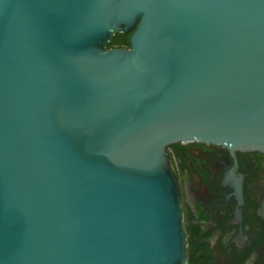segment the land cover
<instances>
[{"label": "water", "instance_id": "95a60500", "mask_svg": "<svg viewBox=\"0 0 264 264\" xmlns=\"http://www.w3.org/2000/svg\"><path fill=\"white\" fill-rule=\"evenodd\" d=\"M188 141L264 152V0H0V264H188Z\"/></svg>", "mask_w": 264, "mask_h": 264}, {"label": "flooded vegetation", "instance_id": "af4514ba", "mask_svg": "<svg viewBox=\"0 0 264 264\" xmlns=\"http://www.w3.org/2000/svg\"><path fill=\"white\" fill-rule=\"evenodd\" d=\"M166 154L180 185L188 264H264V152L188 141Z\"/></svg>", "mask_w": 264, "mask_h": 264}, {"label": "trees", "instance_id": "16d2710c", "mask_svg": "<svg viewBox=\"0 0 264 264\" xmlns=\"http://www.w3.org/2000/svg\"><path fill=\"white\" fill-rule=\"evenodd\" d=\"M107 48H127L130 47L129 34L116 33L110 43L106 45Z\"/></svg>", "mask_w": 264, "mask_h": 264}]
</instances>
